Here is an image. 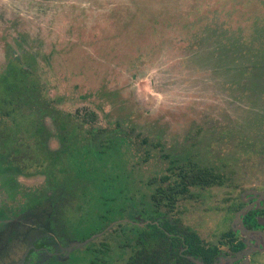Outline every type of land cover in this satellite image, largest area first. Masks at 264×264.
Instances as JSON below:
<instances>
[{"label":"rangeland","instance_id":"374dc122","mask_svg":"<svg viewBox=\"0 0 264 264\" xmlns=\"http://www.w3.org/2000/svg\"><path fill=\"white\" fill-rule=\"evenodd\" d=\"M12 55L25 83L37 77L41 88L40 95L20 94L19 133L29 136L31 126L37 132L38 119L48 129V149L60 151L61 131L42 114L55 106L71 118L70 144L79 142L66 154L92 162L95 171L78 178L79 201L60 203L74 199L64 221L75 241L116 222L90 244L106 243L108 264H124L140 248L151 213L172 212L185 225L215 223L228 214L230 190L264 183V0H0V74ZM85 110L97 121L86 123ZM95 132L88 156L79 147ZM192 164L236 182L191 187L171 206L151 200L179 181L178 165ZM18 177L28 190L47 179ZM67 180L59 175V193ZM4 195L0 190V200ZM81 248L73 257L90 259Z\"/></svg>","mask_w":264,"mask_h":264},{"label":"flooded vegetation","instance_id":"af4514ba","mask_svg":"<svg viewBox=\"0 0 264 264\" xmlns=\"http://www.w3.org/2000/svg\"><path fill=\"white\" fill-rule=\"evenodd\" d=\"M18 176L27 177L22 174ZM18 176L17 181L21 184ZM223 180L221 184L197 187L205 189L236 182L235 178L225 175ZM77 181L70 179L69 184H65L66 189L55 200L43 199L27 209L22 205L26 202L24 198L19 203L10 200L6 194L1 197L0 210L3 208L8 215L0 219V264H108L107 259H104L106 243L102 246L100 243L90 246L93 240L80 246L89 251L90 259L84 258L81 261L73 257L77 249H80L75 243L83 242L89 237L75 241L58 208L63 206L60 203L62 198L74 197L71 186ZM191 187L196 186H190V189ZM231 191L224 200L228 214L215 223L185 225L175 220L172 212L166 215L153 212L149 215L151 217L145 219L156 224L163 220L170 223L167 232L173 241L168 253V264H264V183L250 184L240 193ZM65 192L69 195L64 194ZM44 201L49 203L48 206ZM9 207H12L10 212ZM149 221L141 227L152 229L147 226ZM7 253L9 260H1ZM93 257L103 262L97 263L93 261ZM129 258L130 256L124 264Z\"/></svg>","mask_w":264,"mask_h":264},{"label":"trees","instance_id":"16d2710c","mask_svg":"<svg viewBox=\"0 0 264 264\" xmlns=\"http://www.w3.org/2000/svg\"><path fill=\"white\" fill-rule=\"evenodd\" d=\"M14 55H12L13 58ZM20 60L18 56L9 61L6 70L0 74V190L11 200L23 203V208L27 209L32 207L36 202H41L43 199L57 198L59 190L61 189L60 181H58L59 175L69 176L72 181L78 180L88 176L93 167L92 162L85 164L84 161L78 159L76 156L66 154L74 144H70V139L76 137L74 128L70 127L72 123L68 113H64L58 110L55 106L49 107L45 105L43 107V113H48L56 121L59 130L61 131V142L63 147L60 151L54 152L48 149L46 139L48 138V129L36 119V125L40 126L37 132H32V126L30 127L29 136L19 133L23 131L22 115L17 109L18 99L22 91L29 92L31 94H41V88L37 77H28L25 83L24 77L20 74L22 66L15 67ZM264 77L261 76V80ZM51 104V103H50ZM84 117L86 123H94L97 121V113L95 111H84ZM11 120L9 124L5 123L6 120ZM264 123V122H263ZM26 130L28 128L26 127ZM97 133H92L89 142L86 137L83 136V140H86L85 145L81 144L79 149L83 150L88 156L94 154L96 145L93 141L100 137ZM261 142L258 144L260 154H264V137H260ZM102 144L106 148H110L106 142ZM31 148L32 155L26 157L27 148ZM78 149V150H79ZM63 154L67 155L68 167H60V162L63 160ZM25 158L18 159L17 157ZM82 157V156H81ZM175 160H171L172 164H175ZM72 165V167H71ZM72 169L75 170V174H72ZM91 170V171H90ZM177 175L179 181H175L173 184H168L164 188H159L155 193L151 195V200L154 203H164L171 206L174 204L178 197H184L189 191L190 186H204L207 184H221L224 182V174H220L208 166H177ZM88 172V173H87ZM31 176L34 174H45L47 179L45 184L39 189L28 190L17 181L18 175ZM167 176L163 177V180H167ZM65 184H69V181H64ZM72 184V182L70 183ZM78 186V187H77ZM189 186V187H188ZM80 186L77 183L71 186L74 189L72 195L79 201V191H76ZM62 189H66L65 187ZM51 192V194H50ZM61 192V191H60ZM20 195V196H19ZM9 199L7 202H9ZM69 204L63 205L58 208L61 210V214H65V207L74 205V199L70 198ZM45 202V201H44ZM47 202V201H46ZM77 201H75V204ZM0 219L8 215L6 211L1 208ZM12 207H9V212ZM11 216H9L10 218ZM151 217V216H149ZM150 222V221H149ZM152 229L144 230L140 233V238L137 239L140 248L137 249L126 264H168V253L170 252V246L173 239L168 234L170 223L163 220L162 223L156 224L150 222L147 224ZM164 227V228H163ZM106 228V227H105ZM102 228V229H105ZM168 231V232H167ZM107 240V239H106ZM94 241V240H93Z\"/></svg>","mask_w":264,"mask_h":264},{"label":"water","instance_id":"95a60500","mask_svg":"<svg viewBox=\"0 0 264 264\" xmlns=\"http://www.w3.org/2000/svg\"><path fill=\"white\" fill-rule=\"evenodd\" d=\"M118 222V221H117ZM116 222L112 223L111 225L107 226L102 232L97 233L95 235L90 236L89 238H87L85 241L83 242H79V243H75L76 246H84L87 243H89L90 241L94 240L95 238H97L98 236L102 235L105 231H107L111 226H113Z\"/></svg>","mask_w":264,"mask_h":264}]
</instances>
